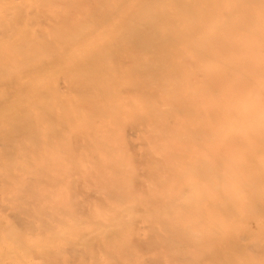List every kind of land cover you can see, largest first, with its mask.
<instances>
[{
	"label": "bare ground",
	"instance_id": "1",
	"mask_svg": "<svg viewBox=\"0 0 264 264\" xmlns=\"http://www.w3.org/2000/svg\"><path fill=\"white\" fill-rule=\"evenodd\" d=\"M0 264H264V0H0Z\"/></svg>",
	"mask_w": 264,
	"mask_h": 264
}]
</instances>
